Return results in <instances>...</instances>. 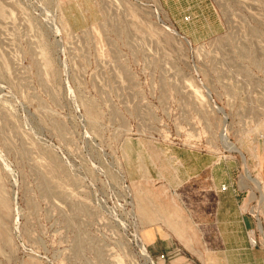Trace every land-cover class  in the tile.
<instances>
[{"label": "rangeland", "instance_id": "1", "mask_svg": "<svg viewBox=\"0 0 264 264\" xmlns=\"http://www.w3.org/2000/svg\"><path fill=\"white\" fill-rule=\"evenodd\" d=\"M192 151L264 249V0H0V264L211 246Z\"/></svg>", "mask_w": 264, "mask_h": 264}, {"label": "crops", "instance_id": "2", "mask_svg": "<svg viewBox=\"0 0 264 264\" xmlns=\"http://www.w3.org/2000/svg\"><path fill=\"white\" fill-rule=\"evenodd\" d=\"M191 156L197 166L194 171L188 172V178L208 175V180L194 183L203 191L200 194L203 200L195 210L199 229L181 236L210 238L212 245L200 247L197 253L190 247L182 254L169 251L164 254L169 259L166 264H264V249L253 247L250 242L256 219L244 209L246 200L242 191L236 193L233 190L236 186L234 170L226 164L222 166L221 161L211 154L192 151ZM189 167L184 162L181 164L185 171ZM223 185L228 186L227 191L221 190ZM161 255L163 252L156 258Z\"/></svg>", "mask_w": 264, "mask_h": 264}, {"label": "bare ground", "instance_id": "3", "mask_svg": "<svg viewBox=\"0 0 264 264\" xmlns=\"http://www.w3.org/2000/svg\"><path fill=\"white\" fill-rule=\"evenodd\" d=\"M174 34H176L175 32H173ZM208 96V95H207ZM208 98V97H207ZM209 100H211V101H213L212 100V97H211V95L209 94ZM215 107H217V106H215ZM216 109H218V108H216ZM218 111V110H217ZM219 111H220V109H219ZM224 138V137H223ZM225 139H226V137H225ZM224 141V140H223ZM225 143H228V142H225ZM228 145V144H227ZM229 146V145H228ZM227 146V147H228ZM232 147H234V146H232ZM230 148H231V146H230ZM231 150V149H230ZM234 151H235V149H234ZM238 151V150H237ZM252 181V180H251ZM253 183H256V181L255 182H253ZM259 186V185H258ZM135 235V234H134ZM139 237V236H138ZM138 238H136V240H137ZM138 243L140 244V248L142 249V252L146 255V257H147V260H148V263H150V264H155L154 263V261L150 258V256L148 255V253L146 252V250H145V248H144V244H143V242L141 241V240H138ZM142 253V254H143ZM144 255V256H145ZM146 259V258H145Z\"/></svg>", "mask_w": 264, "mask_h": 264}, {"label": "built area", "instance_id": "4", "mask_svg": "<svg viewBox=\"0 0 264 264\" xmlns=\"http://www.w3.org/2000/svg\"><path fill=\"white\" fill-rule=\"evenodd\" d=\"M221 190L222 191H227L228 190V186H226V185H223L222 187H221ZM233 190H234V192H240L241 191V189L236 185L234 188H233ZM252 238H250V242H251V245L253 246V247H256L257 246V242H256V240L254 239L255 237H254V234L252 233ZM166 256L167 255H161L160 256V258L163 260V261H165V259H166Z\"/></svg>", "mask_w": 264, "mask_h": 264}, {"label": "water", "instance_id": "5", "mask_svg": "<svg viewBox=\"0 0 264 264\" xmlns=\"http://www.w3.org/2000/svg\"><path fill=\"white\" fill-rule=\"evenodd\" d=\"M177 35V34H176Z\"/></svg>", "mask_w": 264, "mask_h": 264}]
</instances>
